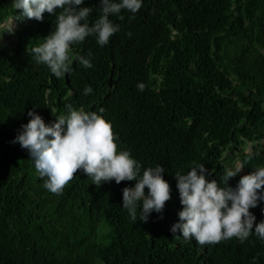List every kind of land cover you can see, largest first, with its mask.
Here are the masks:
<instances>
[{"label": "trees", "instance_id": "16d2710c", "mask_svg": "<svg viewBox=\"0 0 264 264\" xmlns=\"http://www.w3.org/2000/svg\"><path fill=\"white\" fill-rule=\"evenodd\" d=\"M12 3L0 0V264H264L255 233L201 247L171 232L183 207L174 174L202 163L207 180L235 189L241 172L224 185L226 168L243 162L247 175L264 167V0H143L123 20L110 16L120 28L107 45L94 36L74 44L63 78L26 51L44 42L55 17L16 19ZM82 6L93 8L89 23L99 18L100 0ZM69 104L109 121L142 171L165 169L171 199L162 213L143 222L138 209L133 221L122 197L135 181L97 188L82 169L62 194L43 187L13 141L28 111L51 125ZM250 211L264 221V201Z\"/></svg>", "mask_w": 264, "mask_h": 264}, {"label": "clouds", "instance_id": "9594fccd", "mask_svg": "<svg viewBox=\"0 0 264 264\" xmlns=\"http://www.w3.org/2000/svg\"><path fill=\"white\" fill-rule=\"evenodd\" d=\"M100 3L99 18L89 23L93 8L82 6L84 0H13L12 7L20 10L16 19L43 22L45 13L56 19L54 30L43 37L44 42L31 48L28 46L26 51L36 63L47 65L52 74L63 78L71 72L70 53L74 44L94 36L98 45H107L120 28L110 16L116 15L123 20L121 12L137 13L143 0H100ZM12 31L13 27H10L8 32ZM76 59L85 68L92 67L90 59L83 56ZM137 88L143 91L145 85L140 83ZM91 92L90 86L84 90L85 95ZM66 108L68 114L56 116L51 125L46 124L34 109L28 111L31 119L21 126L22 130L13 141L27 150L35 171L41 178H46L43 187L52 194H62L65 186L82 169L97 188L113 180L116 184L135 181L133 187L123 189L122 197L123 208L133 221H137L138 209L139 220L143 222L148 221L153 211L162 213L171 199V186L163 177L165 169L158 164L142 171L143 166L130 151L120 150L112 124L101 114L76 110L70 104ZM104 111L102 107L99 110L100 113ZM244 167L243 162H237L234 168H226L221 177L223 184L227 185L229 179ZM206 174L210 175L204 164L195 162L187 174H174L183 207L178 212L179 222L172 226L171 232L179 231L184 240L194 238L201 247L231 238L243 243L253 233L264 240V221L255 223L256 218L250 211L258 206V202L264 201V167L243 175L235 189L221 187L216 180H207Z\"/></svg>", "mask_w": 264, "mask_h": 264}, {"label": "rangeland", "instance_id": "374dc122", "mask_svg": "<svg viewBox=\"0 0 264 264\" xmlns=\"http://www.w3.org/2000/svg\"><path fill=\"white\" fill-rule=\"evenodd\" d=\"M241 175H246L245 171L244 170H241Z\"/></svg>", "mask_w": 264, "mask_h": 264}]
</instances>
